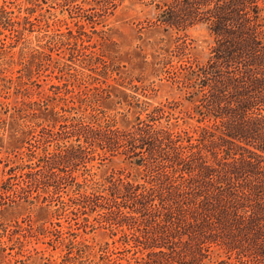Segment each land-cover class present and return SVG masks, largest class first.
I'll return each mask as SVG.
<instances>
[{
	"label": "trees",
	"instance_id": "1",
	"mask_svg": "<svg viewBox=\"0 0 264 264\" xmlns=\"http://www.w3.org/2000/svg\"><path fill=\"white\" fill-rule=\"evenodd\" d=\"M116 1L73 13L93 27ZM4 4L0 17L10 24ZM156 10L158 25L204 26L213 38L205 63L186 62L171 77L197 116L194 135L161 124L174 102L126 129L96 116L42 128L41 156L19 191L45 192L43 201L63 209L59 194L70 189L71 214L95 212L140 255L136 264H264V0H167ZM180 39L176 57L187 48ZM117 156L138 179L119 173L89 191L86 178L78 181L96 157ZM213 249L224 259L213 261Z\"/></svg>",
	"mask_w": 264,
	"mask_h": 264
},
{
	"label": "rangeland",
	"instance_id": "2",
	"mask_svg": "<svg viewBox=\"0 0 264 264\" xmlns=\"http://www.w3.org/2000/svg\"><path fill=\"white\" fill-rule=\"evenodd\" d=\"M166 1L117 0L92 27L73 8L91 13L96 0H0L11 12L10 24L0 17V264H136L140 255L128 251L121 232L95 212L71 214L70 189L59 194L60 209L42 200L45 192L19 186L41 156L42 128L96 116L126 129L174 102L161 124L194 135L197 116L171 77L186 62L205 63L213 38L204 26L177 32L155 23L156 6ZM179 38L183 57L175 56ZM87 168L78 181L86 178L88 191L119 173L139 177L119 156L96 157ZM211 258L224 255L213 249Z\"/></svg>",
	"mask_w": 264,
	"mask_h": 264
}]
</instances>
